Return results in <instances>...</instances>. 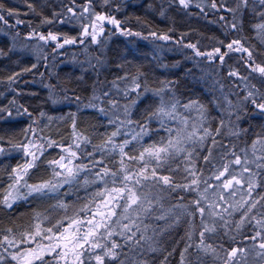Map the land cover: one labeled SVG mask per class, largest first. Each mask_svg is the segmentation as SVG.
I'll use <instances>...</instances> for the list:
<instances>
[{
	"label": "snow or ice",
	"instance_id": "obj_1",
	"mask_svg": "<svg viewBox=\"0 0 264 264\" xmlns=\"http://www.w3.org/2000/svg\"><path fill=\"white\" fill-rule=\"evenodd\" d=\"M129 6L24 0L21 12L0 0V212L22 221L0 229V264H170L177 253L175 264H264V0H147L143 15ZM117 34L150 41L155 55L128 59L132 47L110 66ZM70 47L94 78L57 74L43 87L46 104L75 111L21 103L37 93L17 81ZM165 52L180 59L165 63Z\"/></svg>",
	"mask_w": 264,
	"mask_h": 264
},
{
	"label": "trees",
	"instance_id": "obj_2",
	"mask_svg": "<svg viewBox=\"0 0 264 264\" xmlns=\"http://www.w3.org/2000/svg\"><path fill=\"white\" fill-rule=\"evenodd\" d=\"M4 3H6L8 6L10 7H19V4L16 1L13 0H3ZM147 0H140L138 2V4H129V8H128V12H135L138 15H143V9H142V5L144 3H146ZM20 9V8H19ZM21 12H25L27 11L26 8H21L20 9ZM28 16H21L20 18L28 20L27 19ZM150 19H152L156 24L160 25V27H165V23L164 21L161 20V18L155 16L154 14L151 15L149 17ZM213 17L210 15L209 19H212ZM196 26L201 27V25H203L202 29L204 28L205 25H207V28L210 30L209 34H211L212 31H215L217 34H219V25H208L207 22H205L204 24L201 23L200 19L194 22ZM116 38L113 40V42L109 45L108 48V52L105 55V57L107 58V60L110 62V66L114 65L115 63L118 62L117 58V54L119 53L120 55H127V49L128 48H135L134 54L133 55H127L128 59H133L135 58L136 60H143L145 64H148V61L152 59V56L155 55L152 51V44L150 41H146V40H141L139 38L136 39V43L135 45H129L128 41L130 38L127 37H123V36H115ZM95 54L96 50H93ZM166 59L164 60L165 63L171 62L172 60H176V59H180V56L175 53V52H165L163 54ZM145 57H147V59H145ZM155 66V63L153 62L152 67ZM184 67H191V64L188 63L186 65H184ZM184 67H181L179 69L174 70L176 72L177 76L182 75ZM39 69H44L42 67V65H40ZM46 75H45V80L48 82H52V83H57L56 80V75L58 74L61 78L65 77V74L61 73V72H57L55 74L56 71H52V70H45ZM116 72V69L114 67H111V71L110 72H105L104 75L101 76V79H104V76H107V78L109 80H111V78H113V74ZM51 73V75H50ZM68 73H72L74 75H85L86 79L89 77H92L90 74L86 73V72H81V69H79L78 67H74V66H68ZM66 73V74H68ZM166 74L165 70L162 68H156V75L160 76V78H164V75ZM93 78V77H92ZM172 78V77H169ZM188 83V87L190 89H193L196 93H200L202 94L205 98H207V85L201 83V82H195V81H189ZM187 94V93H186ZM83 95H88L87 92L83 93ZM24 99V98H23ZM20 100L21 102L23 101ZM37 101V100H36ZM35 99H30L29 103H25L26 106L28 104L32 105V108H35L37 110H39L40 107L44 106L47 108V111H49V114L52 115H60L63 113H67L68 111H75V107H69V108H63L60 110H55V111H51L50 110V106H47L46 103H43V100H38V102H36ZM44 105H43V104ZM30 110H32L30 108ZM84 119V118H82ZM96 123V121L94 120H89V119H85L84 123L81 125L82 128L87 127L90 124ZM101 132L104 131L103 128L99 129ZM112 129H109V131H111ZM227 143V142H226ZM89 150V149H88ZM3 158L0 157V160H2ZM80 195L83 196L84 192L81 191ZM28 211V208L26 205H23L20 207L19 212L21 213H26ZM13 220H15V223L19 224L22 221L19 219H16L12 214H5L3 212H0V229L7 227V226H11ZM23 222H27L26 218L25 221ZM183 235V226L178 227V229L176 230V233H174L175 239H179V237ZM182 247V245H181ZM125 251H127V249L125 248ZM170 260V264H175V261L178 260V253L176 255H174L173 257L169 258Z\"/></svg>",
	"mask_w": 264,
	"mask_h": 264
},
{
	"label": "bare ground",
	"instance_id": "obj_3",
	"mask_svg": "<svg viewBox=\"0 0 264 264\" xmlns=\"http://www.w3.org/2000/svg\"><path fill=\"white\" fill-rule=\"evenodd\" d=\"M14 1H16L19 4V8L20 9L21 8H25L24 7V0H14ZM139 1L140 0L131 1V2H129V4H138ZM27 19L28 20L29 19H32V16L29 15L27 17ZM14 22H15L14 18L12 20H10V23H14ZM202 27H203V25H201V28ZM19 29L23 32V31H25V26L24 25H20L19 26ZM2 39H3V31L0 30V40H2ZM14 59H15V57H14ZM29 59H31V58H29V57H23L22 58L23 65L24 66H27L28 65V60ZM66 60H68V58L59 57V55H58L57 56V60L56 61H52L51 56H49L48 64L49 65L54 64L55 67H48V68H46L44 66V64L41 63V65H42V67L44 69H39L38 71H35V74L34 75L33 74H25L24 77L21 80L17 81V84L19 85V88L22 89L25 93H31V92L37 93V98H29L26 95L24 97L23 101L22 102L20 101V102L21 103H27V102L29 103L30 99H35V101L37 100L36 102H38V100H43V103H45V98L47 97V94L48 93H47V89H45L43 87V85L44 84H48V83L55 84V83L48 82V81L45 80V78H44L45 75H46L45 70H47V71L48 70L56 71L55 74L57 72H61L63 74H66V73H68V65H69V64H66V62H67ZM32 62H35V61L33 60ZM5 64H8V61H6V60H0V73H3V71H4V65ZM39 73H44V76L41 77L39 75ZM25 81H28V84L27 85H25V83H24ZM40 85H42V87ZM0 91H3V89L0 88ZM5 95H7V94H5ZM8 98L10 99L11 97L9 96ZM6 102L7 101L5 99V96H0V103H6ZM46 105L47 106H50L48 104H46ZM50 107H54L55 110H60V109H63V108H69L68 105H56V106H50ZM40 108H43V110L47 111V108L44 107V106H42ZM89 150H91L90 147H89Z\"/></svg>",
	"mask_w": 264,
	"mask_h": 264
},
{
	"label": "rangeland",
	"instance_id": "obj_4",
	"mask_svg": "<svg viewBox=\"0 0 264 264\" xmlns=\"http://www.w3.org/2000/svg\"><path fill=\"white\" fill-rule=\"evenodd\" d=\"M14 1V0H13ZM131 1H135V0H129V2H131ZM200 21H201V23L202 24H204L205 22H207L206 20H204L203 18H200ZM26 30V29H25ZM118 35V34H117ZM117 35H114V36H112L111 37V39L108 41V44H107V47L105 48V50H104V55H106L107 54V52H108V48H109V45L113 42V40L116 38L115 36H117ZM120 36V35H119ZM94 49H92V51H93ZM96 53H98L97 51H96ZM73 54H75L76 55V58L78 59V60H81V61H83L84 60V56H83V54H82V49H80V48H78V47H70V48H67L65 51H64V53L62 54V55H59V57H63V58H68V60H66L67 62H66V64H69L68 66H74V67H78L79 69H81V67H80V65H78V64H73L71 61H72V58H73ZM99 54V53H98ZM93 63H95V61H93ZM65 64V63H64ZM41 65V64H40ZM40 65H38V68L40 67ZM83 67L85 68V69H87V72L86 73H88V74H90L93 78H94V73L92 72V70L91 69H89L88 68V66H87V64H84L83 65ZM112 79V78H111ZM226 83H228V82H226ZM41 87H42V85H40ZM48 95V94H47ZM213 115H215V113H213ZM227 142V140H225V143Z\"/></svg>",
	"mask_w": 264,
	"mask_h": 264
}]
</instances>
